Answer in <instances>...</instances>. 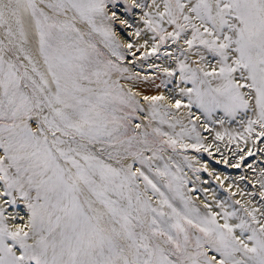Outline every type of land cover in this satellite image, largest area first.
I'll use <instances>...</instances> for the list:
<instances>
[{
  "label": "snow or ice",
  "instance_id": "obj_1",
  "mask_svg": "<svg viewBox=\"0 0 264 264\" xmlns=\"http://www.w3.org/2000/svg\"><path fill=\"white\" fill-rule=\"evenodd\" d=\"M131 7L152 9L141 17L151 33L141 47L176 46L168 53L176 66L164 72L191 85L179 90L185 107L209 117L251 111L243 138L257 126L264 137V0ZM115 18L106 0H0V197L22 201L27 216L9 227L0 206V264H264V205L236 201L229 211L217 202L220 212L205 204L202 213L181 168L161 155L178 143L203 148L196 126L175 134L152 126L180 121L165 119L163 96H145L150 119L130 127L144 109L119 82L128 69Z\"/></svg>",
  "mask_w": 264,
  "mask_h": 264
},
{
  "label": "rangeland",
  "instance_id": "obj_2",
  "mask_svg": "<svg viewBox=\"0 0 264 264\" xmlns=\"http://www.w3.org/2000/svg\"><path fill=\"white\" fill-rule=\"evenodd\" d=\"M136 3L150 4L151 0H136ZM126 4L131 6L132 0H106L108 15L111 16L113 12L116 14V18L110 20L109 24L113 30L115 41L121 45L119 51L124 56L123 61L119 63L128 69V72L120 77V85L124 91H130L134 99L139 102V107L144 109L143 112L137 111L132 115L130 127L134 129L136 123L146 124L150 119L148 102L135 96L133 84L147 80L154 84L157 80L158 84H154L155 88L158 89V92L163 91L157 96L165 98L159 102L160 111L163 112L167 108L170 113L165 119L169 122L175 120L183 122L181 110L172 112V104L179 99L181 101L180 108H183L187 114L185 118L187 121H191L188 124L183 122L181 127L176 125L172 129L168 127L167 123L159 125L157 121L152 120V126H159L163 131L175 134L182 128L190 130L191 125H195L204 146L199 151L192 148L181 150L180 143H178L176 152L173 153L171 149H167L161 153L170 167L175 164L181 168V175L187 181L185 192L191 202L202 213L207 211L205 204L209 205L212 211L220 212L221 209L216 207L217 202L223 203L229 211L240 208L236 201L247 204L249 208L259 209L264 205V200L260 196L261 184L264 183V137L256 138V133L260 131L257 126L250 139L243 138L247 135L244 133V127L247 119L252 117V112H240L233 118L221 110H216L209 117L195 106L190 109L185 107L188 103L187 97H182L179 90L191 87V85L180 83L178 72L173 77L167 76L164 72L165 68L174 69L176 66L175 57L168 55L176 46L169 41L161 46L155 54L151 52L153 41L149 40L146 47H141L145 39L151 35L145 29L141 17L143 11H152V9L142 10L131 7V10H128L125 8ZM121 21H126V23H121ZM137 28L142 33L139 37L135 35ZM127 44H132L133 47L129 49ZM113 59L115 58L113 57ZM128 76H131L132 79L125 78ZM228 128H234V133H231L235 137L234 139H230L227 135ZM218 132L224 134V139L217 140L215 138ZM181 142L184 144L195 143L187 136L183 137ZM205 148L207 151L204 150ZM249 150H251V155H249ZM169 157L171 159H168ZM185 158H187V162ZM172 170L175 171V168ZM7 199L9 198L0 197V206L4 208L5 216L9 218V227L10 222L13 221L12 216H16L15 221L19 224H25L27 216L23 202L17 200L14 205H8L4 203ZM257 215L259 216V212Z\"/></svg>",
  "mask_w": 264,
  "mask_h": 264
},
{
  "label": "bare ground",
  "instance_id": "obj_3",
  "mask_svg": "<svg viewBox=\"0 0 264 264\" xmlns=\"http://www.w3.org/2000/svg\"><path fill=\"white\" fill-rule=\"evenodd\" d=\"M154 84L157 85L158 84V81L156 80L154 82ZM154 84L151 83L149 80H147L145 82L144 81H140V82H137L136 84H133L134 85V88H135L134 89L135 96L138 97V98L140 97V99H144L145 96L151 97V96H157V95H159L158 93H160V94L163 93L162 90H161L162 92L161 91L158 92L157 91L158 89L155 88V85ZM179 110H181V112H182V118H183L182 121L184 123L186 122V124H188L189 121H191V120H188L187 121V119L185 118V115H187V114H186V112H185V110L183 108H179V109L173 108L172 109V112H174V111L178 112ZM182 123L177 124V126L181 127L183 125ZM227 133H234V128H228L227 129ZM17 223H18L17 221H15V222L14 221H11L10 222V227H13L14 228Z\"/></svg>",
  "mask_w": 264,
  "mask_h": 264
}]
</instances>
